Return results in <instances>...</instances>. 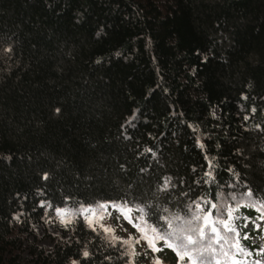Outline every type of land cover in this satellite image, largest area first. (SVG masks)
<instances>
[{
    "label": "trees",
    "instance_id": "obj_1",
    "mask_svg": "<svg viewBox=\"0 0 264 264\" xmlns=\"http://www.w3.org/2000/svg\"><path fill=\"white\" fill-rule=\"evenodd\" d=\"M221 195L264 214V0H0V264H130L79 215L51 251L34 226L117 203L163 231Z\"/></svg>",
    "mask_w": 264,
    "mask_h": 264
},
{
    "label": "rangeland",
    "instance_id": "obj_2",
    "mask_svg": "<svg viewBox=\"0 0 264 264\" xmlns=\"http://www.w3.org/2000/svg\"><path fill=\"white\" fill-rule=\"evenodd\" d=\"M213 112L215 117L218 118L219 110L214 109ZM231 196L238 197L235 194H231ZM220 197L219 203L215 204L216 208H211L214 211V217H212L213 221L216 222L219 220L228 223L234 231L229 232L223 227V223H215V226L219 230L220 237L219 242H217L215 234H212L208 229H205V237L203 241H201V246L208 249L205 255L208 256L211 264H252V260L246 258L245 250L243 253H237L235 243L238 241V237L242 233L241 222L246 221L247 219L249 221L247 229H253V224L259 223V235L253 238V242L257 244L259 248L264 247V220H261L259 217L255 222H251L246 215L233 209L234 206L230 203L229 197L225 195H221ZM245 199L249 203H255L254 199L250 196H246ZM237 202L238 201H236V203ZM100 205L93 207V212L90 211L87 214V218L93 221V224L90 226L92 229H90L93 231L104 232V235L108 239L122 241V243L131 251L130 264H173L171 260H167L163 254H160L159 241L156 242V248L159 250L154 251L149 247L147 240L142 238L145 233H141L137 228H134L132 231L129 224L122 218L121 212L118 209L112 208V206H109L108 204H104L107 205V207L103 208L100 207ZM83 210L81 211L83 212ZM229 213H231V215H229ZM70 215L71 216L68 219L61 223H58L54 218H49L46 219L43 224L34 226V232L37 236L40 248L45 251H51L57 241L68 240L72 236V215H75V213L72 211ZM262 216H264V214H262ZM132 217L136 220L138 217L136 211L133 212ZM136 222L137 224L140 223L137 220ZM19 223L20 222L17 220L16 225L18 226ZM141 226L145 227L147 235H152L146 223ZM105 229H108V231H105ZM24 239L26 240V236L23 237L22 241H24ZM210 240L211 243H209ZM125 241H127V243H124ZM137 241L139 242L137 243ZM22 249L21 253L24 252L25 247H22ZM174 250L177 253L178 249L174 248ZM194 258L197 259V264H199L200 258L198 256ZM257 259L264 261V257H259ZM176 264H180L179 260ZM183 264H189L188 260L186 259Z\"/></svg>",
    "mask_w": 264,
    "mask_h": 264
},
{
    "label": "snow or ice",
    "instance_id": "obj_3",
    "mask_svg": "<svg viewBox=\"0 0 264 264\" xmlns=\"http://www.w3.org/2000/svg\"><path fill=\"white\" fill-rule=\"evenodd\" d=\"M203 147V145H201ZM249 196L252 195L251 191L248 193ZM205 204H208V201H204ZM43 206V205H41ZM100 207H107V205H100ZM113 207L119 209L122 215H124L125 219L128 220L129 223H133V219L130 213L133 211V207H123L121 208L120 205H113ZM211 208H216L215 204L210 205ZM85 211H89V209H85ZM136 211L140 212L141 215L136 218L137 221L140 223L134 224L137 227V230L141 233H145L142 237L147 240L149 247L152 248L154 251H158L159 249L156 248L157 241H163L164 244L168 248H175L178 249L177 256L180 264L187 259L189 264H197V259L194 257H199V264H211L208 256L205 253L208 249L201 246V241H203L205 237V229H208L212 234H215L217 237V242H219V230L215 226V223H223V227L227 229L229 232L234 231L233 228L223 221H213V214L211 211L205 212L204 209L201 207L200 203H194L193 205L189 206V213L190 215H186L181 217L179 214L170 213L168 215L160 217V219L165 220L167 222V228L163 231H160L157 227H153L148 225L147 227L150 229L152 235L149 236L145 232V227L141 226L144 222V210L136 206ZM165 213L168 212L167 209L164 210ZM59 216H63L64 213L62 211H58L57 213ZM231 215V213H229ZM87 219V223L91 226L93 221L91 219ZM261 220H264V216L260 217ZM179 222V223H177ZM248 220L246 219L244 225L242 227H247ZM174 224L176 225L174 227ZM253 227L259 230V223H254ZM108 231V229H105ZM238 234V233H237ZM244 239H248V233H245ZM139 241H137L138 243ZM124 243H127L125 241ZM211 243V240L209 241ZM235 249L237 253H243L244 248L241 244L237 241L235 243ZM253 252L257 256H264V247L259 249H253L247 252V257H253ZM226 255V253H225ZM84 257H88L89 253L87 251L83 252ZM252 264H264V261L260 259L253 258Z\"/></svg>",
    "mask_w": 264,
    "mask_h": 264
}]
</instances>
